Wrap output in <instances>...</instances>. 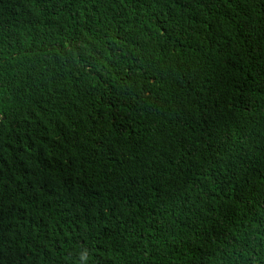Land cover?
<instances>
[{
	"label": "trees",
	"instance_id": "obj_1",
	"mask_svg": "<svg viewBox=\"0 0 264 264\" xmlns=\"http://www.w3.org/2000/svg\"><path fill=\"white\" fill-rule=\"evenodd\" d=\"M263 257L264 0H0V264Z\"/></svg>",
	"mask_w": 264,
	"mask_h": 264
},
{
	"label": "clouds",
	"instance_id": "obj_2",
	"mask_svg": "<svg viewBox=\"0 0 264 264\" xmlns=\"http://www.w3.org/2000/svg\"><path fill=\"white\" fill-rule=\"evenodd\" d=\"M171 225L172 224L169 222V226L164 231V229L161 227L160 223H158L156 228H155V233H157L158 235H163V236L165 233L176 235V238L170 242L169 250H177V247L180 246L182 243H184V240L182 237L177 236V234L174 230V227H172ZM154 245L158 248V252L152 260L159 258V254L162 252V247H163L162 244H154ZM124 250H125L124 248H121V250L116 254V259H125L128 256L125 253H123ZM166 250H167V248H164V252H166ZM262 261L264 262V257L262 258Z\"/></svg>",
	"mask_w": 264,
	"mask_h": 264
}]
</instances>
